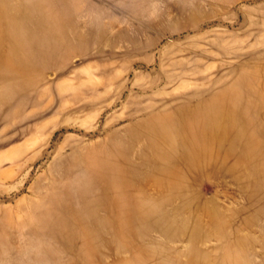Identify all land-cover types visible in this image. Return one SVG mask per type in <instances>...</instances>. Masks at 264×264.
<instances>
[{
	"label": "rangeland",
	"instance_id": "rangeland-1",
	"mask_svg": "<svg viewBox=\"0 0 264 264\" xmlns=\"http://www.w3.org/2000/svg\"><path fill=\"white\" fill-rule=\"evenodd\" d=\"M0 264H264V0H0Z\"/></svg>",
	"mask_w": 264,
	"mask_h": 264
},
{
	"label": "bare ground",
	"instance_id": "bare-ground-1",
	"mask_svg": "<svg viewBox=\"0 0 264 264\" xmlns=\"http://www.w3.org/2000/svg\"><path fill=\"white\" fill-rule=\"evenodd\" d=\"M194 134V133H193ZM193 142V141H192ZM193 144V143H192ZM200 144V143H199ZM192 146V145H191ZM203 150V149H202ZM11 221V220H10Z\"/></svg>",
	"mask_w": 264,
	"mask_h": 264
}]
</instances>
